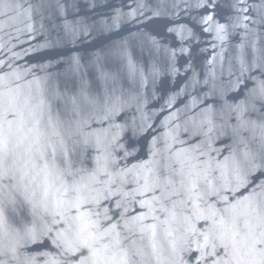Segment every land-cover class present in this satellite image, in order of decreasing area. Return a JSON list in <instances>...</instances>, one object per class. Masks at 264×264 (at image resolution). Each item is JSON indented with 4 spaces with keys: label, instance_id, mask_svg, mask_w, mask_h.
I'll return each instance as SVG.
<instances>
[{
    "label": "water",
    "instance_id": "water-1",
    "mask_svg": "<svg viewBox=\"0 0 264 264\" xmlns=\"http://www.w3.org/2000/svg\"><path fill=\"white\" fill-rule=\"evenodd\" d=\"M0 264H264V0H0Z\"/></svg>",
    "mask_w": 264,
    "mask_h": 264
}]
</instances>
